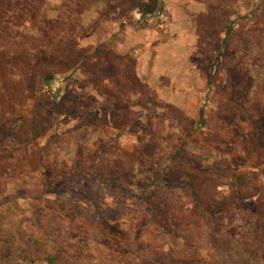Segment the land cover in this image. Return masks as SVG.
<instances>
[{"label":"rangeland","instance_id":"obj_1","mask_svg":"<svg viewBox=\"0 0 264 264\" xmlns=\"http://www.w3.org/2000/svg\"><path fill=\"white\" fill-rule=\"evenodd\" d=\"M135 12L187 113L140 111L104 144L94 115L68 124L73 96L55 118L17 78L0 97V264H264V0Z\"/></svg>","mask_w":264,"mask_h":264},{"label":"crops","instance_id":"obj_2","mask_svg":"<svg viewBox=\"0 0 264 264\" xmlns=\"http://www.w3.org/2000/svg\"><path fill=\"white\" fill-rule=\"evenodd\" d=\"M157 1V9L144 14L140 7L150 0H0V97H11L17 78L26 76L30 83L21 91L46 95L56 118L63 115V97L73 96L68 124L78 130L85 115H94L104 144L127 137L140 111L158 105L167 115L172 106L187 113L182 97L192 90L175 83L165 63L157 66L155 40L145 39L153 27L135 12L155 14ZM5 106L0 113L10 114Z\"/></svg>","mask_w":264,"mask_h":264},{"label":"trees","instance_id":"obj_3","mask_svg":"<svg viewBox=\"0 0 264 264\" xmlns=\"http://www.w3.org/2000/svg\"><path fill=\"white\" fill-rule=\"evenodd\" d=\"M157 7H158V1L157 0H150V2L143 4L140 7V10L144 14H149V13H152L153 11H155L157 9Z\"/></svg>","mask_w":264,"mask_h":264}]
</instances>
